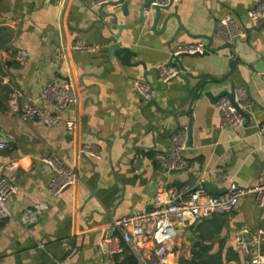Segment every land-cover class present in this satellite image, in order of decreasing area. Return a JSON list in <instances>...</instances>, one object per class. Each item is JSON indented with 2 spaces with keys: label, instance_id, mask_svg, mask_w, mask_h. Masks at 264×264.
<instances>
[{
  "label": "crops",
  "instance_id": "crops-1",
  "mask_svg": "<svg viewBox=\"0 0 264 264\" xmlns=\"http://www.w3.org/2000/svg\"><path fill=\"white\" fill-rule=\"evenodd\" d=\"M99 1L0 0V34L8 39L0 49V138L7 141V147L0 149V174L8 161L17 160L20 165L16 173L19 192L9 200L11 215L0 219V264H119L125 257L124 244L116 254L100 249L110 220L154 208L158 195L169 199L188 187L209 183L215 192L210 193L219 195L231 182L251 187L264 179V134L257 132L264 121V20L250 19L255 2L180 0L163 10L155 24V13H147L142 23L124 29L120 38L121 44L136 52L130 61H144L145 69L111 57L102 36L118 30L113 17L101 15ZM145 1L128 0L129 14L121 5L106 6L104 12L117 13L120 24H135ZM175 10L194 35L214 37L226 14L234 16L244 30L235 49L185 57L184 63L196 74L223 78L236 51L241 75L235 70L231 78L253 100L246 110L250 121L221 128L217 104L208 98L195 103L193 120L181 116L177 121L149 105L137 91L139 79L158 83L155 68L169 60L178 44L208 42L178 31L174 16L165 23ZM78 41L98 48L76 49L73 45ZM224 43L214 38L213 47ZM21 51L29 52L25 60L19 58ZM52 81L75 84L79 101L62 110L65 119H78L75 127L65 120L53 126L37 119L24 121L8 109L14 90L20 92L22 105L42 103V87ZM230 85L226 79L207 86L218 92ZM169 96L157 91L154 98L166 108ZM183 128L188 145L182 155L188 166L167 171L164 157ZM85 146L98 152H85ZM53 153L60 154L79 177L75 186L59 195L49 191L54 171L43 160ZM221 216L179 226L175 264L180 263L178 257L192 259L191 246L197 240H201L199 259L202 250L210 247V254L221 255L225 264H249V257L239 250L238 237L249 239L264 230V208L249 195ZM143 246L145 258H151L153 240L146 238Z\"/></svg>",
  "mask_w": 264,
  "mask_h": 264
},
{
  "label": "built area",
  "instance_id": "built-area-1",
  "mask_svg": "<svg viewBox=\"0 0 264 264\" xmlns=\"http://www.w3.org/2000/svg\"><path fill=\"white\" fill-rule=\"evenodd\" d=\"M109 0H100V3ZM180 0H152L148 9L155 6L167 7L176 4ZM255 5L249 11V17L253 22L264 20V0H253ZM149 11V10H148ZM244 35V30L231 14H226L220 19L214 38L223 42H232ZM74 48L94 51L97 45L87 44L83 41L74 43ZM207 50V42L204 40L190 41L178 44L171 54L184 53L203 54ZM29 55L27 51H21L19 58L25 60ZM161 80L167 83L178 73L176 67L162 64L160 67ZM137 91L147 100L155 97L156 90L152 83L145 78L135 83ZM21 94L14 90L8 100L7 107L24 121L39 120L47 126H53L65 120L69 127H75L78 119H65L62 114L69 104L79 101L77 88L72 82L59 83L47 82L41 90L42 103L30 101L24 105L20 103ZM237 102L241 108L247 110L253 100L246 91L237 88ZM221 117V128L227 129L246 123L247 118L240 113L231 101L224 97L217 103ZM259 134H264V121L257 127ZM188 145L187 129L183 128L172 139L170 152L164 157V167L167 171L182 170L187 168L188 162L182 152ZM7 147V141L0 138V149ZM85 152L96 154L98 151L92 146H85ZM53 171L54 176L49 184L52 195L61 194L67 187L75 186L79 177L77 170L66 163L64 158L53 153L44 159ZM20 165L17 160L8 161L3 166L0 174V219L11 215L9 200L19 192L16 182V173ZM253 196L256 204L264 208V179L257 185L245 187L237 182H231L227 191L213 195L203 185L188 187L179 196L165 199L157 196V204L154 208L135 211L129 215L110 220L104 227L105 235L100 244L104 253L116 254L120 252L123 242L128 243L139 256L142 264H175L174 251L175 239L178 236L180 225H193L200 220L225 214L235 209L240 200L246 196ZM154 242V250L151 258H145L142 249L146 238ZM239 250L249 257V264H264V230L260 229L252 238L238 237Z\"/></svg>",
  "mask_w": 264,
  "mask_h": 264
},
{
  "label": "water",
  "instance_id": "water-1",
  "mask_svg": "<svg viewBox=\"0 0 264 264\" xmlns=\"http://www.w3.org/2000/svg\"><path fill=\"white\" fill-rule=\"evenodd\" d=\"M152 0H146L143 4L140 6V17L137 23L133 24H120L119 23V17L117 13L115 12H104V8L106 6H116L121 5L122 8L125 10L126 14H129V3L128 0H109L107 2H104L100 6V13L102 16L107 17L111 16L114 18V28L118 30L117 33L111 34L110 36H102V40L108 44V50L110 51L111 57H117L119 58L122 63L124 64H131L134 66L143 65L145 69H148L147 64L144 61H138L132 63L130 61L131 57L133 55H136V52H134L130 47L124 46L120 42V38L122 37V32L124 29H129L134 27L137 24H140L144 21L146 14L153 11L155 13V21L154 24L157 22V20L160 18L163 10H170L173 5L167 6V7H161V6H155L152 9H148L150 3ZM149 10V11H148ZM176 17L179 21V30H185L189 35H191L192 38L197 39H206L207 42V50L203 54H190V53H184L180 55H174L170 54V58L166 64L169 67H176L178 69V73L172 77L168 82L167 85L163 88L162 80H161V73L159 67L155 68V71L157 72L158 76V83L156 85L153 84L156 92L157 91H163L170 94L168 100L166 101V108L165 106H162L159 101L155 98L149 100V105L153 104L156 106L159 112L170 114L174 117L175 120L178 121L179 117L181 116H189L191 120H193L192 112L193 107L197 101L204 100L205 98H208L210 102L217 103L220 99L226 97L228 98L231 103L237 108V110L244 114L247 118V121H250L251 116L250 114L243 108L240 107V105L237 102V86L236 82L231 78V75L233 71H238V73L241 75V71L237 66V61L240 60V55L235 51L234 55L235 57L230 62V71L223 77V78H217L214 76H209L208 74H196L192 72L188 66L184 63L185 57H197V56H206L211 53H215L223 48L229 47L235 49L237 40L234 42H225L218 48H214V37L212 36H203V35H194L189 32V30L184 26L178 12L175 10V12L170 13L165 18V23L168 22V20L171 17ZM104 24L103 26H105ZM108 30H110V26H108ZM172 53V52H171ZM144 77H146V72H144ZM147 81V77L145 78ZM226 79H230V88H221L217 89L218 92H215L213 88H208V84L210 81H213L215 83H220ZM177 80V82H176ZM150 82V81H149ZM175 82V83H174ZM151 83V82H150ZM171 84V85H170ZM181 103V104H178ZM192 130V127H191ZM191 138V135H190ZM210 192L215 193L212 189L211 184H206L205 186ZM216 218L221 219L222 216L220 214L215 215ZM201 240H197L192 244L191 248V254L192 259L195 261H198L199 255L201 253L200 250ZM177 261H180V257L177 258Z\"/></svg>",
  "mask_w": 264,
  "mask_h": 264
},
{
  "label": "trees",
  "instance_id": "trees-1",
  "mask_svg": "<svg viewBox=\"0 0 264 264\" xmlns=\"http://www.w3.org/2000/svg\"><path fill=\"white\" fill-rule=\"evenodd\" d=\"M7 42V37L0 34V49L4 47ZM122 244H124L125 257L119 262V264H142L138 257L132 252L131 248L124 242ZM210 249V247H205L202 250L203 255L198 261H195L191 258L182 257L179 264H225V260L221 257V255L210 254Z\"/></svg>",
  "mask_w": 264,
  "mask_h": 264
}]
</instances>
